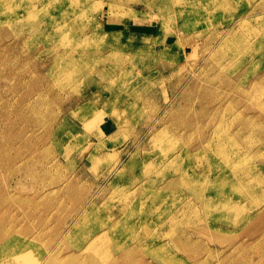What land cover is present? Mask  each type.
I'll return each instance as SVG.
<instances>
[{"label":"rangeland","instance_id":"374dc122","mask_svg":"<svg viewBox=\"0 0 264 264\" xmlns=\"http://www.w3.org/2000/svg\"><path fill=\"white\" fill-rule=\"evenodd\" d=\"M72 1L39 2L73 20L32 46L0 0V233L44 227L36 264H264V0Z\"/></svg>","mask_w":264,"mask_h":264},{"label":"bare ground","instance_id":"6f19581e","mask_svg":"<svg viewBox=\"0 0 264 264\" xmlns=\"http://www.w3.org/2000/svg\"><path fill=\"white\" fill-rule=\"evenodd\" d=\"M8 1H11V3H12V5L10 6V7H13V10L14 9H21V8H25L27 11H29L30 13H32V15L34 16L33 17V19H31L30 21H29V23L27 24V27H29V29H30V33H28L26 36H25V34H23V32H22V29H20V30H18V31H16L15 33H14V36L11 38L12 39V42L13 43H15V42H20V43H22V44H26V43H29V44H31L32 46H34V41L35 40H37V39H43V38H45L46 36H47V28H48V26H50L51 28H52V30H55V31H58L59 29H60V27H61V24L63 25V23H65V22H68V24L69 23H71V21L73 20V18H70L69 19V16L67 15V14H65L64 16H63V13H61V20H57L56 18H53V19H51L49 22H47V21H44V20H40V19H38L37 18V8L39 7V2H45V1H47V0H8ZM68 1V0H67ZM72 1V0H71ZM75 1L76 0H74V1H72V4L73 5H75L76 3H75ZM196 1V0H195ZM194 0H165L164 1V4H165V6H174L173 8H172V10H171V13H173V12H176L177 10H178V7H176V6H178V5H187V2H190V3H193V2H195ZM10 3V4H11ZM45 7V6H44ZM44 9V8H43ZM45 10V9H44ZM47 10V9H46ZM49 11V10H48ZM195 11H197L198 12V14H199V9H197V10H195ZM195 11H193V14H197V12H195ZM45 12V11H44ZM47 13V12H46ZM194 15V16H195ZM47 16V15H46ZM76 19V18H75ZM168 19H169V21H168V23L167 24H169L170 22H172V18L171 17H168ZM84 24V23H83ZM82 23H80L79 25H75L74 24V27H72V29H71V31L73 32V34L71 35V38H75V36L77 35V34H79L80 32H82V31H88V29H89V27H87L86 25H83ZM167 26V25H166ZM63 28H65V27H63ZM82 35H83V33H82ZM76 41V40H75ZM82 41V40H81ZM80 41V42H81ZM83 42V41H82ZM85 42V41H84ZM76 45H78V44H76ZM79 45H81V44H79ZM0 57H1V50H0ZM65 60H67L68 62H70V61H72V56H70V57H67ZM180 154H183L184 156H190V151H189V149L188 148H185L184 149V151L183 152H181ZM179 155H177V157H178ZM93 158V157H92ZM162 160V159H161ZM163 164V162H159L158 163V165H162ZM167 172L166 171H163V172H160V173H158L157 175H156V177H160L161 179H163V180H165L164 179V177H166L167 175ZM185 176V175H184ZM154 180H155V177H154ZM168 181V180H167ZM165 182V183H163L161 180H160V183L158 184L157 182H156V180H155V182L159 185L158 187H159V189H158V192H157V194H158V196H159V201L160 202H163V200H162V196H165L166 195V191H167V189H171L170 187L172 186V185H170L169 184V182ZM58 194H60V190L54 195V196H56V195H58ZM6 195V194H5ZM2 196V198L0 197V200L1 201H9V200H7V198H6V196ZM54 204H55V202H54ZM94 211L95 210H88L87 211V214H86V212H81V214H80V218H81V221H80V223L81 222H84V221H87L90 217H91V215L94 213ZM178 211H176V212H174L173 214H172V216H171V218H174L175 216H177L178 217ZM11 219L13 220V222L15 221V218H13L12 216L11 217H9L8 218V220L10 221V223H11ZM6 221V220H5ZM5 221L2 219V217L0 216V225H5L4 223H5ZM100 223V227L99 228H101L100 229V232L95 236V239H94V241H98L99 242V247H97V251L99 252V258H102V261L103 260H105V259H103V256H101L100 255V253H102V252H106L107 251V255L109 256V252L111 251V253H112V250H110V247L107 245V243H108V241L109 240H111V239H114V236H113V231H111V230H107L105 227H103V226H101L102 225V223H101V221L99 222ZM76 228V226L73 228V229H75ZM10 230L11 229H9L8 231H9V233L7 234H2V233H0V234H2V235H0V248L2 247H4V250H2L3 251V253H0V263L3 261V260H5V259H7L8 257H10L11 259L10 260H12V258H15L14 260H13V262H14V264H19V260H20V262H25L26 261V263L27 264H36L35 263V260L34 259H29V257H27V250H25L26 249V247H28V245L25 243V240H30V239H32V240H34V238H38V236L39 237H42V234H44L45 233V228L44 227H41L39 230V232L37 233V234H34V232H31V237L32 238H30V236L29 237H26L27 236V234H29V232L30 231H28V229L27 228H25V229H23V230H21V231H14V232H10ZM7 231V232H8ZM5 233V232H4ZM23 233H25V236H22L21 234H23ZM74 233V230H72L68 235L69 236H72V234ZM107 233V235H106V237H105V234ZM64 235H66V234H64ZM39 239V238H38ZM58 241V240H57ZM57 241H55V242H51V243H47V242H45V243H47V245L48 246H51L48 250L50 251V249H53V246L52 245H55L56 243H57ZM188 241V240H187ZM107 242V243H106ZM188 242H190L191 243V246H193L194 245V243L192 242V241H188ZM88 246H90V243H88V245H87V247ZM111 246V245H110ZM86 247V248H87ZM108 248H109V250H108ZM138 248H139V246H134L133 248H125V249H123L119 254H121V253H129V252H132L133 250H138ZM234 251V250H233ZM233 251H231L232 253H233ZM47 251H43V252H41L38 256V260L41 262V264H57L54 260H53V258H58V256L57 255H55L53 258L51 257V255L49 256V257H47L46 255H47V253H46ZM110 253V254H111ZM158 253L161 255V257H163L162 256V254H164V250H162L161 248L158 250ZM229 256V255H228ZM99 258H97V260L99 259ZM170 258H172V257H170ZM27 260H29V261H27ZM100 260V259H99ZM169 260H171V259H169ZM172 263L173 264H185L184 263V261H182V260H179V259H177V258H173L172 260ZM64 264H70V262H67V263H64Z\"/></svg>","mask_w":264,"mask_h":264}]
</instances>
